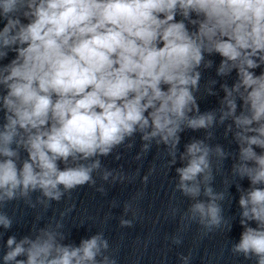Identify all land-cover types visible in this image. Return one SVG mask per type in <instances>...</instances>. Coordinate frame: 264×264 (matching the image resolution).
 <instances>
[{"label":"clouds","instance_id":"obj_1","mask_svg":"<svg viewBox=\"0 0 264 264\" xmlns=\"http://www.w3.org/2000/svg\"><path fill=\"white\" fill-rule=\"evenodd\" d=\"M0 25V209L20 200L47 208L95 186L94 174L113 184L134 180L101 158L139 136L137 160L155 144L168 168L181 162L175 191L191 203L180 221L205 234L231 231L235 217L225 218L222 202L233 183L213 185L232 160L231 176L249 186L235 183L243 231L231 252L264 264V0H0ZM212 69L219 79L202 85ZM207 96L219 106L201 112ZM221 126L234 151L211 143ZM185 130L204 135L181 152ZM130 211L135 217L125 203ZM13 223L0 210V227ZM63 227L56 221L9 236L3 264H117L103 231L76 245L64 243ZM179 259L189 264L191 252Z\"/></svg>","mask_w":264,"mask_h":264}]
</instances>
